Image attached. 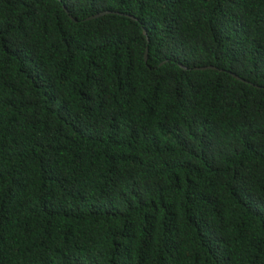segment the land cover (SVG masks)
<instances>
[{
    "label": "trees",
    "instance_id": "1",
    "mask_svg": "<svg viewBox=\"0 0 264 264\" xmlns=\"http://www.w3.org/2000/svg\"><path fill=\"white\" fill-rule=\"evenodd\" d=\"M0 264H264V0H0Z\"/></svg>",
    "mask_w": 264,
    "mask_h": 264
},
{
    "label": "water",
    "instance_id": "2",
    "mask_svg": "<svg viewBox=\"0 0 264 264\" xmlns=\"http://www.w3.org/2000/svg\"><path fill=\"white\" fill-rule=\"evenodd\" d=\"M106 13H110V11H103V12H100V13H97V14H95V15H92V16H90V17H88V18H86V19H90V18H95V17H98V16H101V15H103V14H106ZM131 18H133V19H136L134 16H132V15H129ZM70 18H72V16L70 15ZM73 19V18H72ZM74 21H76V19H73ZM143 32H144V34H146V30L145 29H143ZM144 59H145V61L147 60V49L145 50V53H144ZM182 68H184V69H187V67H185V66H183V65H180ZM195 70H205V69H215V67L214 66H211V65H208V66H201V67H195L194 68ZM230 74L233 76V77H235V78H237V79H239V80H242V81H244V79H242L241 77H239L238 75H236L235 73H232V72H230Z\"/></svg>",
    "mask_w": 264,
    "mask_h": 264
}]
</instances>
